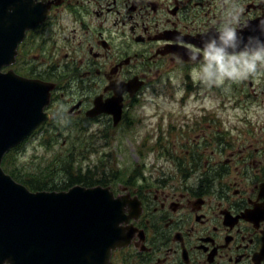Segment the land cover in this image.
Segmentation results:
<instances>
[{
    "label": "flooded vegetation",
    "instance_id": "obj_1",
    "mask_svg": "<svg viewBox=\"0 0 264 264\" xmlns=\"http://www.w3.org/2000/svg\"><path fill=\"white\" fill-rule=\"evenodd\" d=\"M229 2L243 6L238 35L259 36L264 0H35L47 16L2 68L53 84L37 131L59 121L67 133L125 128L138 101L179 93L176 139L158 143L164 166L106 180L126 199V215L135 213L107 264H264V73L212 87L192 76L190 50L214 33ZM233 96L239 126L226 114ZM210 97L217 107L205 103ZM96 103L112 111L95 113Z\"/></svg>",
    "mask_w": 264,
    "mask_h": 264
},
{
    "label": "water",
    "instance_id": "obj_2",
    "mask_svg": "<svg viewBox=\"0 0 264 264\" xmlns=\"http://www.w3.org/2000/svg\"><path fill=\"white\" fill-rule=\"evenodd\" d=\"M47 13L35 0H0V264H107L130 236L120 225L135 213L126 215L124 197L101 185L32 191L1 165L49 117L44 108L53 84L2 71L26 29ZM102 111L112 110L96 103L93 112Z\"/></svg>",
    "mask_w": 264,
    "mask_h": 264
},
{
    "label": "rangeland",
    "instance_id": "obj_3",
    "mask_svg": "<svg viewBox=\"0 0 264 264\" xmlns=\"http://www.w3.org/2000/svg\"><path fill=\"white\" fill-rule=\"evenodd\" d=\"M234 84H231L232 89L239 86L236 93L243 94V85ZM172 95L171 100L152 95L150 99L138 101L130 114L131 123L125 128L104 124L98 128L87 127L67 133L64 129L66 122L59 121L55 124L57 128L40 131L15 150L10 168L21 179L35 175L54 185L65 180L62 173L65 158L69 161L74 159L72 163L79 170L83 173L89 171L97 179L106 177L123 181L130 175L142 174L153 163L157 165V160L162 163L158 167H163V150L158 143L175 141L178 130H171L170 126L180 118L175 100L179 93L173 92ZM236 98L233 96L231 104L227 102L231 109H227L226 114L232 124L239 126L240 110L234 105ZM218 101L216 97H210L205 103L217 107ZM198 105L190 96L187 108L193 110ZM250 109H256L255 104ZM69 123L72 124L73 120H69ZM161 125H165V131L160 135ZM168 133H172L173 137H168Z\"/></svg>",
    "mask_w": 264,
    "mask_h": 264
},
{
    "label": "clouds",
    "instance_id": "obj_4",
    "mask_svg": "<svg viewBox=\"0 0 264 264\" xmlns=\"http://www.w3.org/2000/svg\"><path fill=\"white\" fill-rule=\"evenodd\" d=\"M242 13V5L229 2L214 33L207 35L201 48L195 52L190 50V59L198 63V67L192 69L194 80L212 87L264 73V20L256 26L260 35L245 40L238 35Z\"/></svg>",
    "mask_w": 264,
    "mask_h": 264
},
{
    "label": "trees",
    "instance_id": "obj_5",
    "mask_svg": "<svg viewBox=\"0 0 264 264\" xmlns=\"http://www.w3.org/2000/svg\"><path fill=\"white\" fill-rule=\"evenodd\" d=\"M19 148L15 147L12 150H10L3 159V168L5 169L6 172L12 175L15 179L18 181L24 183L27 185L31 190H43V189H48V190H61V189H67L75 184H82L84 186H93L96 184H101V185H107L109 181H106V177H101V178H95L93 175H90V172H85L83 173L81 170H79L74 163V161L70 160L68 158H65L64 164L65 167L62 169V173L65 176V180L61 181L60 184H49L47 181L45 182L42 178H38L37 176L33 175L28 178L21 179V176L17 175L16 172H14L10 168V160L11 156L14 153L15 150Z\"/></svg>",
    "mask_w": 264,
    "mask_h": 264
}]
</instances>
